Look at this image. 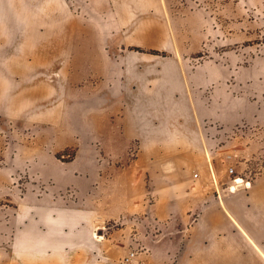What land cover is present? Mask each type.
Instances as JSON below:
<instances>
[{"label":"crops","instance_id":"crops-1","mask_svg":"<svg viewBox=\"0 0 264 264\" xmlns=\"http://www.w3.org/2000/svg\"><path fill=\"white\" fill-rule=\"evenodd\" d=\"M169 1L85 0L48 80L40 60L24 59L0 80V119L47 130L58 151L87 147L85 204L52 192L25 203L20 264H119L131 242L146 264H264V176L231 190L215 162L219 138L203 122L220 110L199 102L215 76L193 56L207 36L192 22L203 11L175 14ZM24 154L17 162H37L41 176H78L71 162Z\"/></svg>","mask_w":264,"mask_h":264},{"label":"rangeland","instance_id":"rangeland-1","mask_svg":"<svg viewBox=\"0 0 264 264\" xmlns=\"http://www.w3.org/2000/svg\"><path fill=\"white\" fill-rule=\"evenodd\" d=\"M12 2L13 8L0 9V80L7 81L14 69H22L23 59L30 63L40 60V71L48 80L54 70L55 49L60 51L76 41V17L84 13L85 0ZM167 4L175 14L189 8L203 11L192 22L207 30V36L193 56L205 64L208 79L214 75L215 82L199 102L206 110H220L206 114L203 124L208 137L219 138L211 150L215 162L230 175V187L236 185V177L253 185L264 176V0H171ZM23 7L24 13L20 12ZM60 58L59 64L64 66L65 59ZM50 142L51 134L35 124L11 126L0 119V264L21 262L25 203L36 206L37 199L49 192L57 201L86 202L83 171L87 147L74 145L58 151L61 146ZM21 150L26 156L50 154L66 167L63 169L71 162L78 176L70 177L61 169L56 176H41L43 170L37 162H17ZM49 171L57 170L51 167ZM117 228L110 222L104 232L114 233ZM130 246L129 250L141 248L145 258L146 249L139 242Z\"/></svg>","mask_w":264,"mask_h":264},{"label":"built area","instance_id":"built-area-1","mask_svg":"<svg viewBox=\"0 0 264 264\" xmlns=\"http://www.w3.org/2000/svg\"><path fill=\"white\" fill-rule=\"evenodd\" d=\"M234 182L236 185L231 186V190L240 188L248 189L252 186L251 181H245L244 179L238 177L234 179ZM143 254L144 253L141 248L133 247L120 259L119 264H146Z\"/></svg>","mask_w":264,"mask_h":264},{"label":"bare ground","instance_id":"bare-ground-1","mask_svg":"<svg viewBox=\"0 0 264 264\" xmlns=\"http://www.w3.org/2000/svg\"><path fill=\"white\" fill-rule=\"evenodd\" d=\"M22 264V263H21Z\"/></svg>","mask_w":264,"mask_h":264}]
</instances>
